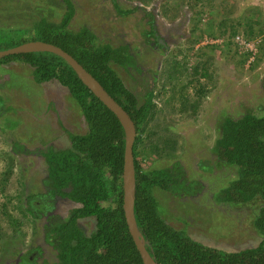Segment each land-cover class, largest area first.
<instances>
[{
	"label": "rangeland",
	"instance_id": "1",
	"mask_svg": "<svg viewBox=\"0 0 264 264\" xmlns=\"http://www.w3.org/2000/svg\"><path fill=\"white\" fill-rule=\"evenodd\" d=\"M69 1L75 9L71 29L86 25L99 42L129 45L133 61L118 71L140 99L150 89L161 92L156 99L158 128H155L162 135L161 141L168 138L176 142L174 155L160 161L151 156L142 161V166L180 168L181 172L176 174L182 176L174 187L177 196L153 188L162 217L209 246L236 251L257 245L261 236L252 224L256 205L251 202L237 206L220 200L221 190L235 177V168L217 164L212 147L224 116L238 118L246 112L264 115L261 88L264 55L259 51L257 59L252 55L246 57L248 50L236 53L233 45L225 44L231 21L237 24V33L244 36L246 24L254 21L255 41L261 40L264 0ZM67 5L66 0H0V28L31 27L43 15L59 21L66 14ZM225 26L227 33H223ZM155 33L156 39L165 43L163 47L156 44ZM205 38L209 43H205ZM145 42L152 43V47H146ZM167 59H176L183 68L181 76L172 81L162 74L167 72L170 76L174 70L173 67L166 70ZM197 65L202 66L198 74L194 72ZM54 83L58 82L45 89L42 83L33 80L23 64L0 61V92L6 93L0 96V264H19V256L29 244L38 248L35 252L38 264H55L56 250L43 238L46 216L65 217L77 206L66 198H49L51 208L45 213L38 211L43 214L35 220V235L30 214L23 208L28 206L25 199L22 208L17 206L16 195L23 186L25 194L47 191L41 152L49 147L69 146L66 139L69 129L61 121L60 112L73 109L74 118L80 112L74 98L71 109L72 102L57 93L59 86L55 89ZM204 88L207 92L200 93ZM52 90L55 95L48 94ZM6 154L13 158L8 178L4 173L9 158ZM12 219H16L15 224ZM79 225L90 233L95 220L81 219ZM15 226L18 234L13 235Z\"/></svg>",
	"mask_w": 264,
	"mask_h": 264
},
{
	"label": "trees",
	"instance_id": "2",
	"mask_svg": "<svg viewBox=\"0 0 264 264\" xmlns=\"http://www.w3.org/2000/svg\"><path fill=\"white\" fill-rule=\"evenodd\" d=\"M66 1L67 12L59 21H51L43 15L31 27L0 28V50L28 41L40 40L54 44L73 56L130 115L136 128L133 144L136 187L134 214L150 255L159 264H264V115L246 112L238 118L224 116L212 147L217 164L235 168V177L221 190L220 200L237 206L251 202L255 204L257 209L252 224L261 240L253 247L236 251H226L194 240L162 217L158 200L153 194V188L159 187L177 196L174 187L182 176H177L176 172H181V169L142 166V161L151 156L160 161L165 156L174 155L176 142L168 138L161 141L162 135L156 130V99L161 92L155 93L154 89H150L140 99L139 93L128 87L118 71L120 68L126 69L133 61L129 45L113 46L109 42H99L97 35L86 25L71 29L69 24L75 9L71 1ZM253 23L249 21L245 36L241 35L246 41L255 44L257 52L253 58H256L259 51L264 55V35L260 30L263 36L258 42L255 41ZM151 26L154 32L153 24ZM236 26V23L230 22L225 44L233 45L238 53L241 46L235 42V37L240 35ZM226 27L223 33H227ZM156 41L160 47L165 45L164 42ZM252 53L247 51L245 55L248 57ZM0 61L23 64L29 68L37 83L55 79L67 87L88 128L83 134L66 130L68 147H49L41 152L45 163L46 192L31 191L25 194L26 188L22 185L20 194L16 195L18 208L23 207V198L28 204L23 208L30 214L33 235L37 230L36 218L51 208L49 198H66L78 206L70 209L65 217L55 214L46 216L48 223L43 225L44 240L56 250L55 264H143L128 231L122 207L125 141L123 128L115 114L56 54L20 53L6 56ZM165 67L166 70L174 69L171 75H175V78L162 72L168 81L180 77L183 72L181 63L176 59H167ZM201 68V65H197L194 72L200 73ZM261 88L264 92V74ZM205 92V88L200 89V93ZM21 149L24 147L21 146ZM8 157L10 159L6 160L4 172L7 178L12 171L13 161L10 155ZM183 181L186 184V180ZM38 211L43 213L38 214ZM88 218L95 220V227L90 233L79 225V220ZM15 221L12 219L11 222L15 224ZM17 228L13 235L18 234ZM37 249L29 244L19 256V264H38Z\"/></svg>",
	"mask_w": 264,
	"mask_h": 264
},
{
	"label": "water",
	"instance_id": "3",
	"mask_svg": "<svg viewBox=\"0 0 264 264\" xmlns=\"http://www.w3.org/2000/svg\"><path fill=\"white\" fill-rule=\"evenodd\" d=\"M30 52H50L63 58L75 71L78 78L87 88L109 109L119 120L124 131V163L122 173L123 211L128 231L140 254L143 264H159L145 247V239L138 228L134 214L135 202V169L133 144L136 137V128L130 115L104 89L98 80L92 76L73 56L62 48L44 41H28L20 45L0 50V59L14 54Z\"/></svg>",
	"mask_w": 264,
	"mask_h": 264
},
{
	"label": "crops",
	"instance_id": "4",
	"mask_svg": "<svg viewBox=\"0 0 264 264\" xmlns=\"http://www.w3.org/2000/svg\"><path fill=\"white\" fill-rule=\"evenodd\" d=\"M28 68V67H27ZM28 74L30 75V76H32L31 75V73H30V70H29V68H28ZM54 81H57V80H55V79H53ZM54 81H48V82H42V85L44 86V88L46 89V88H49V86L52 84V82H54ZM58 82V81H57ZM56 84H58V85H56ZM61 88V89H59V87ZM51 87V86H50ZM52 87H55V89L57 88L58 89V91H57V93L59 92H61L62 94H64V97H65V99L66 100H70V102H72V104H71V109H72V106H73V104H75V103H73V99H72V96L70 95V93H69V90H68V88L67 87H65V86H63V85H61L59 82L58 83H54L53 85H52ZM46 92V91H45ZM55 93H56V91L55 90H52V92H49L48 94H53V95H55ZM46 94H47V92H46ZM4 95H6V93H3V92H0V96H4ZM48 96V95H47ZM56 100H58V99H56ZM59 100H60V98H59ZM75 100V99H74ZM62 101V100H61ZM50 105H51V103H48L47 104V107H50ZM46 107V108H47ZM51 107H53V106H51ZM76 106H74V108H75ZM79 110V109H78ZM72 111H73V109H72ZM72 111H70V110H64V111H62V112H60V119H61V121L65 124V126H66V128L67 129H69V131L70 132H73V133H85L86 131H87V125H86V123H85V120H84V117H83V114H82V112H81V110H80V112L77 114V116H76V118H74L73 117V113H72ZM82 123L85 125V127L82 125ZM67 124V125H66ZM85 130L84 132H82L81 130ZM62 138H64L65 139V137H64V135L62 136ZM66 139L68 140V136H67V134H66ZM68 142H69V140H68Z\"/></svg>",
	"mask_w": 264,
	"mask_h": 264
},
{
	"label": "built area",
	"instance_id": "5",
	"mask_svg": "<svg viewBox=\"0 0 264 264\" xmlns=\"http://www.w3.org/2000/svg\"><path fill=\"white\" fill-rule=\"evenodd\" d=\"M205 43L208 42L209 43V39L205 38ZM235 42H237L240 46H241V50H248V51H252V58L254 53L257 52V49L255 47V44L253 42H249L246 41L245 39H243L242 35H237L235 37ZM204 43V42H203Z\"/></svg>",
	"mask_w": 264,
	"mask_h": 264
},
{
	"label": "flooded vegetation",
	"instance_id": "6",
	"mask_svg": "<svg viewBox=\"0 0 264 264\" xmlns=\"http://www.w3.org/2000/svg\"><path fill=\"white\" fill-rule=\"evenodd\" d=\"M153 35H154L153 37L155 38V40H158L160 43L163 42L162 39H158V38L156 39V35H155V34H153ZM145 43H146V44H145L146 47H147V45H148V46L152 45V43H150V42H149V43L145 42ZM156 43H157V41H156ZM150 47H152V46H150ZM162 47H163V46H162ZM146 49H147V48H145L144 51H145ZM55 197H58V196H55ZM59 198H61V197H59ZM76 205H77V204H76ZM77 206H78V205H77Z\"/></svg>",
	"mask_w": 264,
	"mask_h": 264
}]
</instances>
